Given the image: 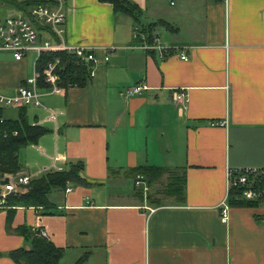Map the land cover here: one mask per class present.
<instances>
[{
  "label": "crops",
  "instance_id": "obj_1",
  "mask_svg": "<svg viewBox=\"0 0 264 264\" xmlns=\"http://www.w3.org/2000/svg\"><path fill=\"white\" fill-rule=\"evenodd\" d=\"M134 1L168 52L145 49V33L135 37L133 19L111 3L68 0L67 42L96 49L94 75L84 87L42 89L43 106H27L30 122L52 131L20 151L19 173L50 167L57 155L61 170L84 161L91 185L51 193L56 214L15 207L11 229L2 209L0 253L29 248L15 231L28 226L65 249L60 264L84 254L82 264H264V205L221 217L229 169H264V0H184L172 12L163 0ZM35 69L31 53L17 61L0 50V92L15 94ZM140 83L148 90L129 96ZM177 89L188 94L186 110ZM50 109L57 121L47 120ZM159 137L169 165L185 171L183 204L154 207L135 189L134 169L167 167L158 147L160 156L150 153ZM127 179L133 191L119 193ZM0 264L20 263L3 255Z\"/></svg>",
  "mask_w": 264,
  "mask_h": 264
},
{
  "label": "trees",
  "instance_id": "obj_2",
  "mask_svg": "<svg viewBox=\"0 0 264 264\" xmlns=\"http://www.w3.org/2000/svg\"><path fill=\"white\" fill-rule=\"evenodd\" d=\"M99 1L111 3L115 15L123 14L132 18L135 24L142 28V32L147 36L149 43H154L153 28L158 25L144 23V11L134 0ZM34 3H36V0H0L1 6L27 13L28 6ZM39 29L41 31L50 30L49 27L40 25ZM56 59H60L56 74L59 77L58 84L62 88L84 87L88 84L93 68L91 64H86L75 54L68 51H53L43 53L37 61L39 85L42 88L47 89L50 87V84L46 82L48 64L56 61ZM8 109L0 107V177L19 173L22 169L20 151L30 144L38 143L43 135L52 131L48 127L32 124L28 117L27 107L18 108L16 117L9 116L7 114ZM167 172L166 168L156 166L140 167L132 171L133 176L142 173L149 177V183L153 189L158 184L161 185V189L150 191L146 196L144 193H140L154 207L183 204L186 201L187 179L185 171L178 168L177 172H173L168 177L169 181H163L162 175H168ZM234 173L237 175L247 172L235 171ZM248 178L249 184H237L229 190L227 195L229 207H258L264 205V169L251 172ZM69 184L91 185L85 175L84 161H70L67 168L63 170L48 171L33 179L28 185V191L10 195L7 202L9 229L12 228L15 207L18 206L43 208L44 214H56L57 212L53 210L55 207L50 200V195L56 190L65 192ZM248 188L253 189L256 194L252 199H247L244 196V189ZM256 216L258 219L260 218L259 215ZM15 231L28 240L30 243L29 248L23 247L8 253H0V256L7 255L20 264H60L65 249L56 246L49 238L42 236L39 229L21 226ZM87 257L88 254H84L76 264H82Z\"/></svg>",
  "mask_w": 264,
  "mask_h": 264
},
{
  "label": "built area",
  "instance_id": "obj_3",
  "mask_svg": "<svg viewBox=\"0 0 264 264\" xmlns=\"http://www.w3.org/2000/svg\"><path fill=\"white\" fill-rule=\"evenodd\" d=\"M13 10L16 11L18 15L0 16V50L11 52L14 59L17 61L23 60L30 53H35L36 69L33 76L29 77L26 83L22 85L15 94H3L0 92V107L20 108L27 106H43L42 89L45 88L39 85V74L37 70V61L41 55L45 52L68 51L75 54L86 64H91L93 66L97 63L96 49L83 44H69L67 42L68 0H36V3L28 6V13L17 9ZM39 25L42 27L47 26L50 30L41 31ZM142 34H144L142 28L136 26L135 37L140 38ZM143 47L148 49V51L159 49V51L164 53L168 52V49H170V47L160 45L156 38H154L153 44L143 45ZM181 58L187 60L189 56L186 53H182ZM107 60H109V57H107ZM59 63L60 59H56V61L48 64L46 82L50 84V87L46 90L50 93H58L64 90V88L58 84L59 77L56 74V68ZM93 69L94 68H92L91 76L94 75ZM148 88L149 86L144 83L136 84L127 89V94L129 96L142 95ZM174 100L181 109L186 110L188 108L189 99L186 90L177 89L174 92ZM57 115L55 110L50 109L47 120L57 121ZM59 158V156L55 155L50 167L43 168L34 174L17 173L6 175L4 178H1L0 209L8 208V197L13 194L24 193L33 179L51 170H61L56 167V162ZM235 171H246L249 175L251 172L261 171V169L255 167L229 169L227 175L228 192L237 184H249L247 173L235 175ZM6 178H8L9 181L4 183L3 181H5ZM135 184L139 188L141 187L145 194L150 190L148 177L145 174H138ZM71 190V187H67L66 189L67 192ZM255 195L253 189H244L245 198L252 199ZM222 220L223 222H228L229 220V205L227 202L224 203ZM40 234L49 238L45 231H40Z\"/></svg>",
  "mask_w": 264,
  "mask_h": 264
},
{
  "label": "rangeland",
  "instance_id": "obj_4",
  "mask_svg": "<svg viewBox=\"0 0 264 264\" xmlns=\"http://www.w3.org/2000/svg\"><path fill=\"white\" fill-rule=\"evenodd\" d=\"M163 1H164L165 8L168 9L170 12L176 10L177 8H179V6L181 4L184 3V0H174L176 2V4L171 5V1L172 0H163ZM7 15H18V13L16 11L8 8L7 6H1L0 5V16H7ZM145 18L148 19L147 16H145L144 19ZM31 54L34 55V56H36L35 53H31ZM166 139H167V137H165V138L159 137V139L157 138V144H155V143H151L150 144V153H151L152 156H155V158L158 157V156H160V153L155 150V148L157 149V147H158L159 148V151L163 153V155H164V157L166 159V161L164 163V166H167V167H164V168H166L168 170V172H167L168 175H166V174L162 175V180L163 181H169L168 177L170 175H172L173 172H177L178 171V168L177 167H174V165H169L170 163L167 162V160H170L172 158L173 154H172V152H170L167 149ZM159 167H161V166H159ZM136 177L137 176H135L134 184H135ZM125 182L127 184H125V186H122V188L120 189V192L119 193H122V192L127 193L128 191H133V180L132 179H127V180H125ZM148 184H149V187H150L149 192L150 191L151 192L157 191V190H159V189L162 188L161 185L158 184L157 187L155 186L154 189H153V187H151V185L149 183V179H148ZM135 189L138 192H140V193L142 192V193L145 194L144 190L142 191V188L141 187L139 188L136 184H135ZM26 191H28V189ZM148 193H146V195ZM224 203L225 202H223L222 208H221V217H222V211H223V208H224Z\"/></svg>",
  "mask_w": 264,
  "mask_h": 264
},
{
  "label": "water",
  "instance_id": "obj_5",
  "mask_svg": "<svg viewBox=\"0 0 264 264\" xmlns=\"http://www.w3.org/2000/svg\"><path fill=\"white\" fill-rule=\"evenodd\" d=\"M8 181H9V179H8V178H6V179H5V181H3V182H4V183H7Z\"/></svg>",
  "mask_w": 264,
  "mask_h": 264
}]
</instances>
